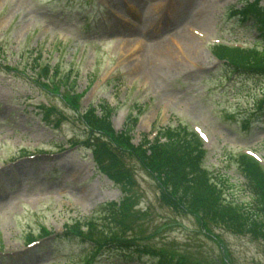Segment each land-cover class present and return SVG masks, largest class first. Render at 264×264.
I'll return each instance as SVG.
<instances>
[{"label": "rangeland", "instance_id": "374dc122", "mask_svg": "<svg viewBox=\"0 0 264 264\" xmlns=\"http://www.w3.org/2000/svg\"><path fill=\"white\" fill-rule=\"evenodd\" d=\"M244 1L0 0V264H90L86 260L95 248L85 251L58 238L80 220L85 225L96 220L188 264H220L223 256L232 264H264L259 234L214 228L177 212L161 197L157 180L128 152L119 159L134 184L122 190L79 143L96 135L84 115L95 110L101 117L107 105L114 138L130 130V118L138 119L129 136L135 145L161 138L168 128L183 133L197 126L208 136L206 166L226 180L227 198L248 201L236 157L254 150L264 165V122L255 121L249 129L237 123L264 96V80L254 85L217 58L235 60L233 51L248 52L225 48L230 53L223 54L217 43L253 49L264 44L230 9H240ZM258 4L264 7V0ZM190 13L196 20L188 19ZM189 26L198 49L179 53L168 40L180 39ZM163 44H170L176 56L160 57L156 47ZM37 64L57 70L56 84L38 85ZM63 76L77 81L75 92L56 82ZM48 107L51 124L44 119ZM23 155L27 158L15 161ZM123 200L132 210L125 229L105 216L113 209L108 204ZM92 256L93 264H139L112 251Z\"/></svg>", "mask_w": 264, "mask_h": 264}, {"label": "trees", "instance_id": "16d2710c", "mask_svg": "<svg viewBox=\"0 0 264 264\" xmlns=\"http://www.w3.org/2000/svg\"><path fill=\"white\" fill-rule=\"evenodd\" d=\"M247 9V14L253 21L254 27L260 32L264 38V10L258 7L250 10ZM252 14V16H250ZM223 54L230 53L227 49L221 50ZM237 64L228 66L234 70V73L244 75L253 79H264V61L258 58V55L253 52L233 51ZM47 75L52 77L50 68L46 70ZM68 80V78H65ZM67 80L63 81L66 84ZM70 83L74 87V83ZM260 108H264V101ZM88 125L91 126L95 132H100L110 136L115 145L105 143L100 138H95L91 143L94 147V154L97 161L105 163L102 168L114 179L119 182L125 181L126 184L131 183L129 170L121 163L119 157L125 152L139 155L143 163L157 175V179L162 181L164 195L171 205L177 211L189 212L196 215L199 220L206 218L216 219V221L224 224L226 227L236 225L240 219L234 208L231 206H224L220 202L216 192L217 186L211 182L209 173L203 167V159L205 152L202 150V145L196 136L190 133L180 136L177 133H169L167 142H159L157 145L144 148L135 147L131 143L129 137L131 131L122 133L116 138L110 134L113 131L112 127L107 124V120L98 117L95 113L91 117L86 118ZM121 145L127 146L122 148ZM242 165V173L245 178V191L250 197L249 207L241 216L242 223L246 224L247 230L253 232L255 235H260L264 239V172L255 163H246L244 159L240 161ZM168 183V184H167ZM187 204L189 207H187ZM197 211L204 214L201 217L196 213ZM75 229L80 230L79 226ZM73 235V234H72ZM80 236V235H79ZM87 238H82V242L86 243ZM118 242V241H116ZM111 243L109 249L114 250L122 248L124 245L132 247V255L142 256L150 255L149 251L137 244L127 243ZM119 246V247H118ZM153 253V252H151ZM155 254V253H153ZM132 257V256H131ZM153 257H155L153 255ZM154 264H169L165 263V259L158 257Z\"/></svg>", "mask_w": 264, "mask_h": 264}, {"label": "bare ground", "instance_id": "6f19581e", "mask_svg": "<svg viewBox=\"0 0 264 264\" xmlns=\"http://www.w3.org/2000/svg\"><path fill=\"white\" fill-rule=\"evenodd\" d=\"M196 17V16H195ZM191 13L188 16V19H192L194 18V20H196ZM191 27V26H189ZM189 29L186 28V31H184V29L179 33L180 39H179V43L186 48H189L191 50V52L196 51L197 48V41L194 39V37L188 35ZM156 53H158V55L160 57H162V55L165 56H176L175 52L172 50L171 45L170 44H166V45H158L156 47Z\"/></svg>", "mask_w": 264, "mask_h": 264}]
</instances>
